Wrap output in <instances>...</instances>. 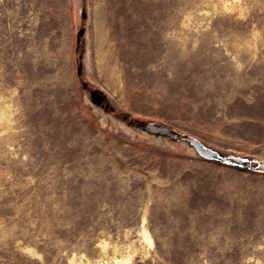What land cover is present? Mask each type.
<instances>
[{
  "label": "rangeland",
  "instance_id": "obj_1",
  "mask_svg": "<svg viewBox=\"0 0 264 264\" xmlns=\"http://www.w3.org/2000/svg\"><path fill=\"white\" fill-rule=\"evenodd\" d=\"M1 112L0 264H264V0H0Z\"/></svg>",
  "mask_w": 264,
  "mask_h": 264
},
{
  "label": "bare ground",
  "instance_id": "obj_2",
  "mask_svg": "<svg viewBox=\"0 0 264 264\" xmlns=\"http://www.w3.org/2000/svg\"><path fill=\"white\" fill-rule=\"evenodd\" d=\"M3 115H4V112H1V113H0V118H1V119L3 118ZM144 231H145V230H144ZM144 231H143V232H144ZM144 234H145L144 237H145L146 239H148L149 243L151 244V243H152V242H151L152 240H151V241L149 240V238L151 239V237L148 238V237H147L148 235H147L146 232H145ZM144 234H143V235H144ZM113 258L116 259L115 256H114ZM116 260H117V259H116ZM129 261H130V258H127V259H121L120 261H116L115 263H116V264H127ZM70 264H74V262H71Z\"/></svg>",
  "mask_w": 264,
  "mask_h": 264
}]
</instances>
